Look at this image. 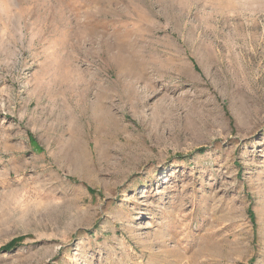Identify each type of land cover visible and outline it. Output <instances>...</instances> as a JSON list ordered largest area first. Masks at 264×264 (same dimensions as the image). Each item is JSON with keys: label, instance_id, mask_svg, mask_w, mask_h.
Returning <instances> with one entry per match:
<instances>
[{"label": "rangeland", "instance_id": "obj_1", "mask_svg": "<svg viewBox=\"0 0 264 264\" xmlns=\"http://www.w3.org/2000/svg\"><path fill=\"white\" fill-rule=\"evenodd\" d=\"M0 264H264V0H0Z\"/></svg>", "mask_w": 264, "mask_h": 264}]
</instances>
